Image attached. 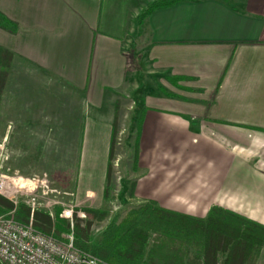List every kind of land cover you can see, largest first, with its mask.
<instances>
[{
    "label": "crops",
    "instance_id": "0c3cea01",
    "mask_svg": "<svg viewBox=\"0 0 264 264\" xmlns=\"http://www.w3.org/2000/svg\"><path fill=\"white\" fill-rule=\"evenodd\" d=\"M151 1L0 0L16 24L0 26L12 53L4 88L28 90L16 119L40 105L37 118L61 120L69 90L112 123L129 97L141 120L126 197L264 225V0H179L137 23Z\"/></svg>",
    "mask_w": 264,
    "mask_h": 264
},
{
    "label": "rangeland",
    "instance_id": "374dc122",
    "mask_svg": "<svg viewBox=\"0 0 264 264\" xmlns=\"http://www.w3.org/2000/svg\"><path fill=\"white\" fill-rule=\"evenodd\" d=\"M2 92L9 104L0 111V171L7 174L8 182H4L0 195L13 205L27 204L28 218L37 207L47 209L50 215L56 206L60 207L58 212L71 208L70 216L61 217L72 222L73 230L83 229L94 236L111 217L118 218L124 207L136 201L122 200V195L131 192L135 176L132 154L138 111L131 98H119L114 124L109 122L106 108L99 111L91 104L82 108L69 90H61V120L37 118L40 105L33 106L29 119L17 120L15 113L25 107L28 90L15 80L12 85L8 81ZM87 189L98 190V195L87 197ZM35 200L39 203L31 209ZM80 209L104 210L106 214L101 220L93 219L86 230L74 226ZM85 222L82 218V227ZM258 264H264V240Z\"/></svg>",
    "mask_w": 264,
    "mask_h": 264
},
{
    "label": "trees",
    "instance_id": "16d2710c",
    "mask_svg": "<svg viewBox=\"0 0 264 264\" xmlns=\"http://www.w3.org/2000/svg\"><path fill=\"white\" fill-rule=\"evenodd\" d=\"M179 0H152L136 16L140 23L151 10ZM0 26L14 31L16 24L0 11ZM12 53L0 45V99L11 63ZM117 104L112 123H115ZM141 117L136 119L132 168L137 162ZM108 171V170H107ZM107 189H104L106 195ZM131 196V193H129ZM30 207L16 205L0 195V214L11 213L26 220ZM47 209L34 208L32 222L42 230L59 235L69 231V222ZM104 210L80 209L74 226L89 230L93 219L105 217ZM82 218L86 219L84 227ZM89 240L91 242L89 243ZM264 240V225L231 210L212 205L205 216H193L158 205L154 200H136L111 217L94 236L83 229L73 230V242L112 264H254Z\"/></svg>",
    "mask_w": 264,
    "mask_h": 264
},
{
    "label": "built area",
    "instance_id": "2783aa9c",
    "mask_svg": "<svg viewBox=\"0 0 264 264\" xmlns=\"http://www.w3.org/2000/svg\"><path fill=\"white\" fill-rule=\"evenodd\" d=\"M6 175L0 171V189L8 182ZM85 195L95 197L98 190L87 189ZM122 200L127 201L128 197L122 195ZM37 203L30 204L31 209ZM57 214L70 216L71 208ZM69 226V231L55 235L34 226L31 217L20 220L11 212L0 214V264H112L77 246L73 242L72 222Z\"/></svg>",
    "mask_w": 264,
    "mask_h": 264
},
{
    "label": "bare ground",
    "instance_id": "6f19581e",
    "mask_svg": "<svg viewBox=\"0 0 264 264\" xmlns=\"http://www.w3.org/2000/svg\"><path fill=\"white\" fill-rule=\"evenodd\" d=\"M16 181H18V182H21V180L20 179H15ZM35 202H36V200H35Z\"/></svg>",
    "mask_w": 264,
    "mask_h": 264
}]
</instances>
